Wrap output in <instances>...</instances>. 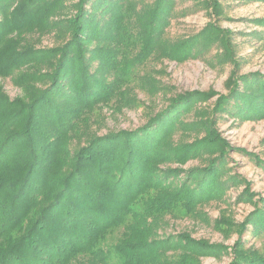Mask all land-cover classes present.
<instances>
[{
    "label": "trees",
    "instance_id": "obj_1",
    "mask_svg": "<svg viewBox=\"0 0 264 264\" xmlns=\"http://www.w3.org/2000/svg\"><path fill=\"white\" fill-rule=\"evenodd\" d=\"M62 2L0 0V77L20 90L12 99L0 84V264H200L206 241L159 234L200 201L161 169L193 144L170 142L179 120L168 108L186 97L136 128L101 132L105 109L137 106L135 82L155 94L146 61L179 45L160 38L170 3L81 0L61 18ZM48 32L57 41L38 46ZM260 91L249 97L263 101ZM251 109L264 116V103ZM237 244L234 264H264V252Z\"/></svg>",
    "mask_w": 264,
    "mask_h": 264
},
{
    "label": "rangeland",
    "instance_id": "obj_2",
    "mask_svg": "<svg viewBox=\"0 0 264 264\" xmlns=\"http://www.w3.org/2000/svg\"><path fill=\"white\" fill-rule=\"evenodd\" d=\"M80 1L63 0L69 8L60 17L73 16ZM95 1L85 0V9L96 8ZM132 1L136 10L169 2L160 38L167 47L179 45L171 56L162 53L146 61L144 68L155 76L152 86H158L155 94L148 81L146 86L135 82L137 106L122 114L105 109L107 126L101 132L136 128L167 109L172 98L185 96L168 108L179 120L170 142L193 144L161 169H167L170 183L193 188L200 201L192 216H168L160 237L175 241L186 233L206 241L209 247L198 248L200 264H234L238 240L245 249L264 252V219L259 218L264 213V116L251 118V108L264 100L249 97L256 88L264 91V0ZM56 41L48 32L37 44L51 47ZM0 84L12 99L20 92L9 77H0Z\"/></svg>",
    "mask_w": 264,
    "mask_h": 264
}]
</instances>
